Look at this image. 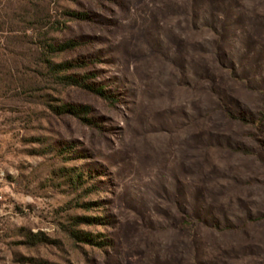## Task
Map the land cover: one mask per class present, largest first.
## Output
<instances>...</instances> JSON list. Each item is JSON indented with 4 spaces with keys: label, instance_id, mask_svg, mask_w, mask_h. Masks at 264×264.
I'll return each instance as SVG.
<instances>
[{
    "label": "rangeland",
    "instance_id": "rangeland-1",
    "mask_svg": "<svg viewBox=\"0 0 264 264\" xmlns=\"http://www.w3.org/2000/svg\"><path fill=\"white\" fill-rule=\"evenodd\" d=\"M4 3L117 100L37 77L32 30L2 53L0 264H264V0Z\"/></svg>",
    "mask_w": 264,
    "mask_h": 264
},
{
    "label": "trees",
    "instance_id": "trees-1",
    "mask_svg": "<svg viewBox=\"0 0 264 264\" xmlns=\"http://www.w3.org/2000/svg\"><path fill=\"white\" fill-rule=\"evenodd\" d=\"M19 6V7H18ZM13 6L10 3H4L3 0H0V58L2 53L8 54L9 56L17 55L19 50L22 49L26 38L25 33L27 31H33L36 37L35 41V54L34 58L35 66H36V75L37 77L45 78L47 81L57 84L63 88H78L85 90L91 94H94L105 101L113 104L117 99L111 95H109L108 90H105L103 86H98L94 83H88L90 80L88 75H75L72 74V70H74L80 63H75L73 61L69 62H61L55 63L54 59L60 55L70 51H74V49L80 45L75 40H68L63 43H54L50 42L47 38V27L55 28L58 24L49 23V26H46L48 23L42 24L41 18L34 17L33 21L30 18V14L27 12L26 7L20 5ZM69 19H76L80 16L74 13L66 14ZM46 28V29H45ZM38 33V34H36ZM13 61L11 59H7V61ZM2 74V71L0 72ZM55 114L69 115L79 118L85 123H89L87 120V116L89 112L86 107L74 106V105H61L52 107ZM72 187H78L82 184L81 176L76 173L70 179ZM89 207V205H85ZM264 220V217L262 218ZM98 219L88 218L82 219L77 218L74 220V225L72 227L78 226L80 222H86L87 224L97 223ZM69 234L77 240H84L86 242L94 243L93 237L91 235L79 234V232L75 230L68 229ZM30 243L34 242H42L39 237H29ZM101 244V243H96ZM102 245V244H101Z\"/></svg>",
    "mask_w": 264,
    "mask_h": 264
}]
</instances>
